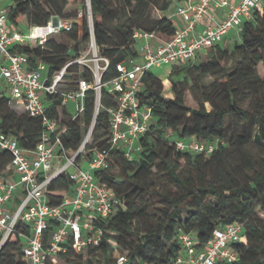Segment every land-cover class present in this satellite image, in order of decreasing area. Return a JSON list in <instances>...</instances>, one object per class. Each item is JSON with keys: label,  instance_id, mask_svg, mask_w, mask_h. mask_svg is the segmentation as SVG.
Returning <instances> with one entry per match:
<instances>
[{"label": "trees", "instance_id": "16d2710c", "mask_svg": "<svg viewBox=\"0 0 264 264\" xmlns=\"http://www.w3.org/2000/svg\"><path fill=\"white\" fill-rule=\"evenodd\" d=\"M179 1L89 0L94 41L109 60L103 82L116 75L117 62L138 56L134 31L174 33L167 11ZM66 4L67 0H10L7 15L15 26L23 20L27 25L44 24L53 15L68 17L63 12ZM63 33L69 45L50 37L42 46L20 44L12 49L40 58L49 71L57 70L88 41L86 14L80 24L74 22L72 30ZM209 50L206 61L170 65L169 98L163 94L162 79L152 70L141 74L136 95L153 115L149 130L140 138L141 149L132 160L122 150L112 149L115 165L96 173L122 205L97 222L104 232L98 246L89 248L85 256L68 251L61 260L116 264L113 252L118 251L126 254L124 264H171L181 252L179 231L193 233L201 247L216 227L240 223L243 241L233 244L238 259L228 264H264V219L258 216L264 212V8L245 20L239 32L226 35ZM81 76L92 80L89 71L77 65L65 73L70 82ZM9 103V97L0 92L1 130L13 135L22 148L34 149L41 122L24 112L18 114ZM113 104L102 88L86 157L92 148L108 147L105 108ZM84 106L86 128L94 111L93 91L88 92ZM64 123V145L73 152L81 143L83 129L77 121L66 118ZM191 136L216 142L214 149L206 153L174 148L173 138ZM234 155L239 169L231 161ZM9 160V153L0 150V173ZM70 187L66 175L58 176L47 188L49 202L60 203ZM19 252V239L7 242L0 251V264H25L20 257L15 259Z\"/></svg>", "mask_w": 264, "mask_h": 264}, {"label": "built area", "instance_id": "2783aa9c", "mask_svg": "<svg viewBox=\"0 0 264 264\" xmlns=\"http://www.w3.org/2000/svg\"><path fill=\"white\" fill-rule=\"evenodd\" d=\"M86 7L88 41L53 71L40 58L12 48L20 44L42 46L52 35L72 30L82 13L71 18L53 15L44 24L21 29L9 21L7 6L0 8V92L8 93L10 102L39 119L42 126L40 139L31 150L22 148L13 135L0 128V150L10 155L5 171L0 173V251L7 242L19 239V257L25 264H57L68 251L85 256L89 248L99 245L104 232L97 222L115 213L122 200L96 173L113 168L112 149L122 150L128 160L135 158L141 149L140 138L153 122L151 107L136 95L141 74L154 67L192 62L206 54L228 33L239 32L254 12L262 13L264 0H183L175 8L183 24L165 40L158 39L156 32L134 31L135 42L144 40L138 46V56L117 62L116 75L104 82L102 73L109 60L94 41L88 0ZM198 22H202V30L194 34ZM73 65L87 69L92 80L83 76L66 80L65 73ZM102 88L114 102L105 108L108 147L92 148L86 157L101 108ZM89 91L94 92V111L85 128L84 100ZM70 100L76 103L75 113L68 110ZM66 118L77 121L83 129L81 143L73 152L63 141ZM215 143L194 136L172 139L174 148L181 152L210 153ZM62 174L71 187L60 203L52 204L47 188ZM178 240L181 252L171 264H228L238 259L233 244L243 241L242 225L216 227L201 247L190 232L179 231ZM113 258L116 264L126 262L125 253L114 251Z\"/></svg>", "mask_w": 264, "mask_h": 264}, {"label": "rangeland", "instance_id": "374dc122", "mask_svg": "<svg viewBox=\"0 0 264 264\" xmlns=\"http://www.w3.org/2000/svg\"><path fill=\"white\" fill-rule=\"evenodd\" d=\"M9 2H10V0H3L2 2H0V8L7 6L9 4ZM86 2H87V0H67V4H66L63 12L66 16H68L70 18L73 17L74 14H77L78 12H81L82 15L86 14V16H87ZM173 9H174V4H172L170 9L167 11V15L171 16ZM152 15L153 16L157 15V13H156V11H154V9L152 10ZM173 20H175V19L173 18ZM79 22L81 23L80 19H79ZM26 26H27V23L25 22V20H23V23H21L19 25V27L21 29H24ZM51 38H53L56 42H60V43L68 44V45L70 44V39L64 33L54 34L51 36ZM209 51L210 50L208 49L206 51V54L199 55L193 61H196V60L206 61ZM167 68H168V65H164L161 67H154V68H152V71L155 72L160 77H166L167 76ZM162 84H163L164 96L168 97V98L171 97L172 93L170 91V82L168 81V79L162 80ZM7 96H8V93H7ZM188 100L190 101L189 98H188ZM243 105L245 106L246 104H243ZM9 107L11 109H13L15 112H17L18 114H23V110H22L21 106H19L18 104L11 102V103H9ZM206 107H209L208 104H206ZM75 108H76V103L74 101L70 100L68 102V110L72 113H75ZM236 159H237L236 155L231 157V161H232L233 165L236 167V169H239V166H238ZM149 213H152V210H149ZM258 216L263 220L264 219V212L259 211ZM15 259L16 260L19 259V256H17L16 254H15ZM56 263L57 264H69L65 260H56Z\"/></svg>", "mask_w": 264, "mask_h": 264}, {"label": "crops", "instance_id": "0c3cea01", "mask_svg": "<svg viewBox=\"0 0 264 264\" xmlns=\"http://www.w3.org/2000/svg\"><path fill=\"white\" fill-rule=\"evenodd\" d=\"M230 1H236V0H230ZM182 2H183V0H181V1H179V2H176V3L174 4V9H173V12H172L171 16L167 15L168 17H170V19L172 20V22H173V24L175 25V27L181 26V25L183 24V22H182V20L180 19V17L177 16V15L175 14V8H176L177 4L182 3ZM173 18H174L175 20H173ZM201 30H202V22H198V23L196 24V26H195L194 34H199V33L201 32ZM230 33H233V31H231ZM230 33H228V34H230ZM228 34H227V35H228ZM157 37H158V39L165 40V39H167L169 36H166V35L161 34V33H157ZM143 41H144V40L141 39L140 41H138V42L135 43L136 51H137V49H138L139 44H140V43H143ZM169 71H170V66H168V68H167V75H168ZM153 73H154L157 77H159L160 79H162V80H167V76H166V77H160V76L157 75L155 72H153Z\"/></svg>", "mask_w": 264, "mask_h": 264}, {"label": "water", "instance_id": "95a60500", "mask_svg": "<svg viewBox=\"0 0 264 264\" xmlns=\"http://www.w3.org/2000/svg\"><path fill=\"white\" fill-rule=\"evenodd\" d=\"M89 10H90V3H89ZM54 21H56V20L54 19Z\"/></svg>", "mask_w": 264, "mask_h": 264}]
</instances>
